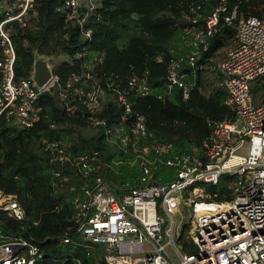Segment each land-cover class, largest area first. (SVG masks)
<instances>
[{
	"label": "built area",
	"instance_id": "built-area-1",
	"mask_svg": "<svg viewBox=\"0 0 264 264\" xmlns=\"http://www.w3.org/2000/svg\"><path fill=\"white\" fill-rule=\"evenodd\" d=\"M99 1L62 0L66 19L78 24L84 38L91 32L85 28L86 18ZM241 1L246 0H234L230 7V0H218L202 17V26L196 25L197 13L191 19L192 27L185 30L191 36L190 50L168 60L165 92L179 87L182 98L187 99L201 68L197 61L210 38L225 25L235 29L234 44L216 63L229 113L220 120H207L210 131L198 145L176 151L170 141L156 142L145 116L132 114L131 103L120 91V122L106 127L105 133L124 146L128 144L125 123L129 124L135 137L131 150L139 159L140 173L134 185L111 187L98 173L96 152L70 159L65 144H46L54 152V160H69L75 167L79 183L70 186V204L78 240L91 250L102 246L105 264H264V96L254 105L250 86L254 78L264 75V0L259 2L258 15L240 11ZM31 7L32 0H0V113L18 127L32 126L40 110L36 106L39 95L58 79L52 72L38 86L32 72L28 78H15L10 24L25 25ZM127 82L140 95L149 92L146 72L128 76ZM102 97V87L94 83L84 102L93 111ZM92 122L101 121L92 118ZM243 147L247 149L240 152ZM225 173L234 175L233 190L229 199L218 200L208 186L217 184ZM54 174L60 176L57 171ZM0 210L16 220L25 215L18 197L1 190ZM184 212L185 233L196 246L195 252L176 248L174 236L181 238L183 233L182 228L179 233L174 215ZM61 241H71L68 233ZM167 245L178 260L167 254ZM41 257L38 245L22 238L7 239L0 230V264H35Z\"/></svg>",
	"mask_w": 264,
	"mask_h": 264
},
{
	"label": "trees",
	"instance_id": "trees-1",
	"mask_svg": "<svg viewBox=\"0 0 264 264\" xmlns=\"http://www.w3.org/2000/svg\"><path fill=\"white\" fill-rule=\"evenodd\" d=\"M217 1L100 0L85 21V28L91 29L89 38L82 37L74 20L66 19L62 0H32L26 24H10L15 78L30 76L35 54L48 57L58 76L50 90L39 95L36 106L40 110L32 126L18 127L0 113V190L16 195L25 210L21 220L0 210V230L7 239L22 238L38 245L42 257L35 264H105L98 246L91 250L78 240L70 186L78 185L79 178L69 160H54V152L46 148L48 142L65 144L70 159L96 152L98 173L111 187L134 185L139 159L131 150L135 137L129 124L125 123L128 144L124 146L105 133L106 127L120 122L123 106L118 91L131 103L132 114L145 116L156 142L170 141L176 151L198 145L210 131L208 119L228 115L223 76L213 59L234 38L233 27L225 25L210 38L197 61L201 68L187 99L179 87L165 92L168 60L190 50L191 36L185 30L192 27L191 19L199 13L196 25L202 26V17ZM259 2L241 1L238 7L243 13L258 15ZM233 3L230 0V7ZM206 65L214 66V83L203 77ZM144 72L149 92L140 95L127 77ZM94 83L102 87L103 97L91 111L84 99ZM92 118L101 122L94 124ZM233 185L234 175L225 173L208 190L218 200H227ZM186 230L187 225H182V233ZM65 233L70 242L61 241ZM184 247L196 251L194 244Z\"/></svg>",
	"mask_w": 264,
	"mask_h": 264
},
{
	"label": "rangeland",
	"instance_id": "rangeland-1",
	"mask_svg": "<svg viewBox=\"0 0 264 264\" xmlns=\"http://www.w3.org/2000/svg\"><path fill=\"white\" fill-rule=\"evenodd\" d=\"M227 47H222L219 51L217 56L213 59V61L215 62V64L217 63V61L222 58V55L225 53ZM93 58V57H91ZM203 77L207 82L210 83H214V81L216 80V74L214 71V66L213 65H206L203 69ZM250 86H251V99L254 105H259L263 99L264 96V75H260L257 76L256 78H254L251 82H250ZM247 148L243 147L240 149V152H245ZM182 218V220L180 221V219ZM186 220V214L184 212V215L181 216L180 214H176L174 215V221H175V225L178 226V231L180 233L182 225L184 223V221ZM174 240H175V244H176V248L180 251L183 252V244H194L192 242V239L184 232L182 234L181 238H177V235L174 236ZM102 246H98L97 249L101 250ZM166 252L167 254L171 257V258H175V260H178V256L177 253L174 251V249L167 245L166 246ZM99 257V254H98ZM100 257H101V253H100Z\"/></svg>",
	"mask_w": 264,
	"mask_h": 264
},
{
	"label": "water",
	"instance_id": "water-1",
	"mask_svg": "<svg viewBox=\"0 0 264 264\" xmlns=\"http://www.w3.org/2000/svg\"><path fill=\"white\" fill-rule=\"evenodd\" d=\"M133 16L136 17V13H133ZM52 74V67L48 62V57L35 54L32 64V79L35 84L41 86L46 82Z\"/></svg>",
	"mask_w": 264,
	"mask_h": 264
},
{
	"label": "crops",
	"instance_id": "crops-1",
	"mask_svg": "<svg viewBox=\"0 0 264 264\" xmlns=\"http://www.w3.org/2000/svg\"><path fill=\"white\" fill-rule=\"evenodd\" d=\"M233 44H234V39H232L231 42H230V44L226 46L227 49H228L229 47H231ZM227 49H226V50H227ZM225 53H226V51H225ZM225 53H224V54H225ZM224 54L222 55V57L224 56ZM182 246H183V245H182ZM183 248H184V250H186V247L183 246ZM186 251H187V250H186Z\"/></svg>",
	"mask_w": 264,
	"mask_h": 264
},
{
	"label": "clouds",
	"instance_id": "clouds-1",
	"mask_svg": "<svg viewBox=\"0 0 264 264\" xmlns=\"http://www.w3.org/2000/svg\"><path fill=\"white\" fill-rule=\"evenodd\" d=\"M32 72V71H31ZM53 72V71H52Z\"/></svg>",
	"mask_w": 264,
	"mask_h": 264
}]
</instances>
